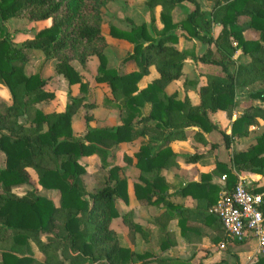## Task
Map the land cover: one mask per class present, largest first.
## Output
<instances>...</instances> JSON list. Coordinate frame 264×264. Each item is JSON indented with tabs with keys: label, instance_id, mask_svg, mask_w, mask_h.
Wrapping results in <instances>:
<instances>
[{
	"label": "trees",
	"instance_id": "1",
	"mask_svg": "<svg viewBox=\"0 0 264 264\" xmlns=\"http://www.w3.org/2000/svg\"><path fill=\"white\" fill-rule=\"evenodd\" d=\"M108 1L0 0V33H3L1 22L14 15L51 20L23 45L25 49L53 55L56 72L68 84L62 108L51 111L38 108L35 102L54 96V92L39 72H25L28 57L23 48L13 45L8 37L0 36V82L7 86L11 96L9 103L0 100V150L5 154L4 165L0 167V264H145L150 253L132 250L111 225V220L118 216L115 198L127 200V179L121 166L112 165L109 178L99 187L88 190L82 179L85 164L81 157L97 152L102 155L105 166L113 150L110 147H116L120 141L146 134L151 144L160 139L182 137L192 125L198 126L193 133L198 140L205 139L202 130L217 129L229 146L231 136L246 135L251 124L264 119V105L251 104L232 120L228 133L208 116L209 111L217 109L230 111L238 103L237 89L255 81H261L262 86L251 90L248 96L264 103V0H214L211 10H203L198 0H188L194 6L180 22L172 21L170 10L182 0H149V4H161L163 26L156 35L151 34L145 22L133 23L130 27L110 24L108 30H104L102 8ZM240 16L247 20L240 21ZM212 22L220 24L215 36L201 31L210 30ZM174 28L181 32L171 31ZM184 33L206 43L205 49L195 55L198 60L219 66V73L207 74L205 82L199 86L197 102L188 95L178 97L176 91L166 92V86L183 73L186 52L174 43ZM111 39L132 44L122 57V63L134 60L136 68L122 71L108 66L105 48ZM237 49L249 56L247 62L235 64L232 55ZM93 54L98 58L95 80L109 87V95L103 101L116 106L114 103L118 100L121 122L112 126L88 123L86 130L76 135L71 126L72 116L81 105L93 106L94 103L71 93L75 83H79L81 90H85L86 84L72 60L84 64ZM150 64L155 65L159 75L139 87L138 82L148 73ZM146 103L150 105L149 111L143 114L142 107ZM89 118L91 116L86 115L87 122ZM151 145H141L134 154L136 165L147 172L157 170L173 154L168 146L152 151ZM200 155L186 153L184 158L195 161ZM28 167L36 171V182ZM233 168L264 171V129L246 148H234L229 163L216 160L215 169L223 173L228 191L237 181ZM156 173L150 177L143 175L142 182L134 183L135 195L148 203L166 201L172 206L173 203L166 200L168 184ZM205 175L183 188L187 191L185 188L196 186L201 190L198 194L205 199V217L219 228L220 236L215 235L214 240L226 239L220 218L208 212L219 197V187L208 182ZM37 185L58 189L59 204L38 193ZM20 186L27 188L18 193L14 188ZM247 187L262 192L260 209L264 216V185ZM162 219L160 216L158 221L146 224V230L163 233ZM123 220L142 230L129 212ZM179 220L182 234L193 227L185 217ZM159 232L156 233L158 241L156 236V240L151 239L162 245L166 241ZM248 238L250 236L234 240L240 242ZM33 244L43 253V259L35 256ZM157 260L158 264H189L188 259L182 258ZM249 264H264V244L263 253Z\"/></svg>",
	"mask_w": 264,
	"mask_h": 264
},
{
	"label": "crops",
	"instance_id": "2",
	"mask_svg": "<svg viewBox=\"0 0 264 264\" xmlns=\"http://www.w3.org/2000/svg\"><path fill=\"white\" fill-rule=\"evenodd\" d=\"M179 3H176V5L174 6L175 8L173 7V10L177 9V4ZM180 39L181 36L179 37L178 42L180 41ZM115 41L124 45H129L132 48L131 43H124L118 40ZM107 46L105 48L106 56ZM131 48L128 49L130 50ZM178 48L181 49L180 47ZM91 56L93 55H90L89 57ZM107 59L109 60L108 56ZM195 60L197 67L203 70V67L205 66L207 69H209V73L206 72V74L201 75V77H203V80H193L186 74L187 70L185 69V67H187V58L185 57L182 67V76L178 79L173 80L166 86L167 93L176 91V88H172V85L177 81L176 83H180L181 85L180 88H177L176 91L178 97L183 98L184 95H188L193 102L198 101L199 86L205 82L207 74L217 75L219 73V66L216 64L200 61L197 58H195ZM126 62L131 63H129L128 67L122 71H127L137 67L134 60H127L122 63V65ZM118 68L120 69V67ZM158 75L159 73L155 65L150 64L148 66V73L143 75L138 82L139 87L145 86L148 82L152 81ZM107 92L109 93L108 85ZM85 100L91 101L86 98ZM103 100L102 102L104 103ZM237 102L238 103H236V105L232 109H230V111H226L223 109L209 111L208 116L210 120L218 124L221 129L229 133L231 131L232 120L242 112V110H238L240 101L237 100ZM103 105L107 108V110H110L108 112V115L110 117H113L111 116L114 115L113 110L114 108H117L114 107V105H106V103H104ZM254 105L263 106L260 100L258 104ZM149 107V103H146L142 107V113L147 114L149 111ZM51 110L54 109H50L48 111ZM115 114L116 116H118V118H116L113 123L103 125H98L95 123L96 125L93 124V126H112L119 124L121 122L120 111L117 109V113ZM112 119H114V117L111 118V120ZM261 124H264V119H260L258 124H251L248 127V133L246 135L231 136L232 139L229 146L226 145L221 133L217 129H211L209 131L202 130V134L205 139L203 141L198 140L193 134L198 126L192 125L186 129L185 135L182 137L160 139L155 143H151L153 144L151 145L150 143H148V136L146 134H141L135 136L130 140L120 141L116 145V150H110V155L108 156L110 157V159L107 157V159H109L107 165H110L109 168L113 164L120 165L123 176L127 179V200H122L120 197L115 198V200L119 199L123 203L125 208L124 212L120 213L115 204L118 210V216L122 215L123 219V216H125V214L129 212L131 214L132 220L139 224L142 228V230L135 229L134 226L126 223L123 220L129 228L130 234L133 233V236L131 238H134L132 240L134 241L136 238H138L137 242H139V248L133 250L148 251L150 253V255L147 257V260L145 261V264H158L157 258L161 257L170 259H188L189 264L199 262L201 264H236L237 261L239 262V264H249L255 261L258 256L263 253V245H260L258 240L256 244L251 245L249 244L250 238L245 241L237 242L234 240L235 238L230 237L228 234V237L226 239L219 238L218 240H214L213 237H215V235L220 236L219 228L215 226V222H212V220L207 218V216L205 217V212L207 211L205 210V199L198 194V192L201 193V190H197L196 186L185 188L187 189V191H184L183 188L185 185L192 181H200L202 174L205 173L207 174L205 175V179L208 182L218 185V192L220 195L221 191L225 189V178L223 177V173L215 169L216 160H221L229 163L230 154L232 153V150L234 148L243 149L249 146L251 143L255 142V137L260 134L263 129L257 133L253 132V129L260 128ZM211 143H213V146L211 145ZM148 144L151 145L152 151H156L161 146H168L173 152V154H170L157 170L154 169L151 172L143 171L138 165H136V158L134 156L141 145ZM186 153H201V155L195 161H186L184 158V154ZM94 154L96 153L89 154L88 157H92L94 156ZM119 156H121L122 161H118ZM124 156H130L132 157V159L128 160ZM233 170L237 174L243 175L244 180L248 186L254 188L264 185V171L253 172L246 170H236L235 168H233ZM156 172L160 174L168 184L166 188V193H168L166 200L173 203L172 206L167 205L166 201L160 202L158 204L148 203L145 198H138L135 195L134 183L142 182L141 176L145 175L146 177H150ZM112 182L113 180L110 181V183ZM47 189L49 190L50 188ZM208 212L214 214L210 211ZM160 216L163 217L162 230H164V232L161 233L158 230H156L155 232H150L149 230H146V224L158 221V218ZM140 217H144L145 219L143 221L136 220V218L139 219ZM180 217H185L187 223L193 226L191 229H187L185 234H182L180 231ZM145 230L147 231V234ZM157 232H159L161 237H164L163 239H165L166 241L162 242V245H160L159 242L154 243L151 239V237L154 238V236H156L157 240L155 238L154 239L156 241L159 240V236L156 234ZM136 234L138 235L136 236ZM123 239L124 243L129 244V247H131V242L125 235L123 236Z\"/></svg>",
	"mask_w": 264,
	"mask_h": 264
},
{
	"label": "rangeland",
	"instance_id": "3",
	"mask_svg": "<svg viewBox=\"0 0 264 264\" xmlns=\"http://www.w3.org/2000/svg\"><path fill=\"white\" fill-rule=\"evenodd\" d=\"M201 8L203 10H211L213 7L214 0H198ZM179 3V2H178ZM193 3L188 0H183L179 4H177V9L170 10L171 19L174 22H180L182 19L186 17L188 12L193 8ZM161 11V4L160 3H151L149 4V0H109L104 7L102 8V18H103V28L104 30H108L110 24H115L120 27H130L133 23L139 24L141 22H145L148 26L149 31L152 35H156L159 33L161 27L163 26V22L160 16ZM240 21L247 20V17L240 16ZM50 19H43V20H31L25 16L21 15H14L9 17L6 20L1 22L3 26V33H0V36H6L9 38L11 43L15 46H21L25 51L28 59L24 65V70L27 74L39 72V74L46 78V84L49 89L54 92V96L42 99L38 102H35V105L38 108H41L43 111H48L50 109H59L62 108L65 104L66 100V93L68 89L67 81L65 78L56 72L54 69V57L50 54H45L41 50H34V49H25L23 43L32 38L34 33L43 26L50 24ZM220 29V24L218 23H211L210 30L201 29L202 32H206L215 36ZM171 31L173 32H181L179 28H174ZM181 39L178 42H175L174 46L180 47L182 50L186 52L187 58V67H185L186 74L192 78L193 80L198 81L202 79L201 75L209 73V69L205 66L204 69L201 70L196 65L195 55L202 52L205 47L206 43L202 41L200 38L195 36H188L186 33L184 35H180ZM183 37V39H182ZM117 43V44H115ZM128 48H131L129 45H124L122 43H118L115 40H111L107 46V56L109 60L107 61L108 66H118L120 70H124L128 67L129 63L126 62L122 65V57L129 51ZM239 49L234 52L232 55L235 64L238 63H245L248 61V55L241 53L238 51ZM73 65L81 74L82 79L86 82L85 90H81L79 83H75L72 87L71 93L74 95L84 96L86 99L91 100L95 105L93 106H81L76 114L71 118V126L73 133L79 135L83 133L86 128L87 124L93 125H103L113 123L118 116L117 109L120 111L119 107L117 106L118 100H115L117 109L114 108L113 112L114 119L111 118L108 114L110 110L103 105L102 102L103 97H107L109 93L107 92V85L102 82H98L95 80V75L97 74V56L93 54V56L89 57L84 64L79 63L77 60H72ZM123 66V67H122ZM233 69V67H230ZM205 70V71H204ZM236 71V67L234 66V72ZM213 75V74H212ZM203 80V79H202ZM177 82V81H176ZM172 85V88H180V83H176ZM180 82V81H179ZM196 84V82H195ZM262 86L261 81H255L245 87L237 89V100L240 101L239 109L243 110L247 108L249 105L258 104L259 99H253L251 96H248L251 90L259 88ZM194 87V83H193ZM0 100L5 102H11L10 92L7 86L0 82ZM261 102V101H260ZM103 103V104H102ZM254 103V104H253ZM264 105V103L261 102ZM241 108V109H240ZM86 115H90L88 122L86 119ZM20 120H23V116L19 117ZM95 124V125H96ZM264 129V124H261L260 128L253 129V132L257 133ZM113 150L117 149L116 147H110ZM94 156L92 157H85L82 156L81 160L85 164V171L82 173V179L85 187L87 189H95L99 187L105 178L109 177V166L110 165H102V155L97 152H94ZM114 156V155H113ZM96 158V159H95ZM110 159V157H108ZM118 161H122L121 156L118 157ZM108 159V160H109ZM5 154L2 150H0V167L4 165ZM115 161V160H114ZM113 161V163H114ZM112 163V162H111ZM114 165V164H113ZM28 170L36 182L37 173L36 171L28 167ZM37 191L40 194H43L47 197H50L55 204H59V190L55 188H50L49 190L45 187H41L37 185ZM26 186H20L14 188L16 192L21 193ZM115 204L120 213L124 212V205L119 200H115ZM145 218L140 217L139 219L136 218L138 221H143ZM111 224L113 227L116 228L118 235L120 236L121 241L124 243L123 236L125 235L127 239L131 242V247L133 249L139 248V242H137L136 238L134 241L131 238L133 233L130 234L129 228L124 223L122 219V215H119L111 220ZM130 235V236H129ZM138 234H136L137 236ZM249 244H256L257 238L255 236L250 237ZM129 246V244H127ZM130 247V248H131ZM137 251V250H136ZM33 252L35 256L43 258V254L38 248L33 244Z\"/></svg>",
	"mask_w": 264,
	"mask_h": 264
},
{
	"label": "built area",
	"instance_id": "4",
	"mask_svg": "<svg viewBox=\"0 0 264 264\" xmlns=\"http://www.w3.org/2000/svg\"><path fill=\"white\" fill-rule=\"evenodd\" d=\"M262 198V192L249 190L243 175L237 174L232 190L223 189L209 211L220 218L230 237L244 239L255 236L259 244L263 245L264 216L260 209Z\"/></svg>",
	"mask_w": 264,
	"mask_h": 264
}]
</instances>
